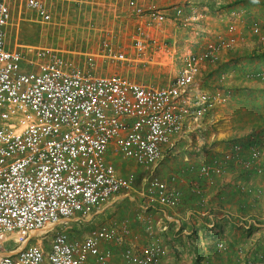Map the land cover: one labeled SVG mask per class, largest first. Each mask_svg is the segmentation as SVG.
I'll return each mask as SVG.
<instances>
[{"label":"built area","instance_id":"2783aa9c","mask_svg":"<svg viewBox=\"0 0 264 264\" xmlns=\"http://www.w3.org/2000/svg\"><path fill=\"white\" fill-rule=\"evenodd\" d=\"M22 1L49 22L43 0ZM128 7L136 21L132 53L110 47L104 55L136 66L150 61L155 51L151 28L172 15L189 20L177 4L163 8L157 0H129ZM11 22V0H0V264H110L113 259L161 264V242L142 243L128 220L94 225L96 217L120 197L134 199L131 192H137L140 177L122 173V159L144 167L139 193L149 205L174 209L182 204L178 184L186 171L162 177L156 167L213 107L208 93L196 91L197 79L207 62L216 63L237 47L235 24L216 32L199 51L183 53L175 76L154 85L103 75L91 54L75 65L53 47L11 48ZM253 31L260 34L257 23ZM250 76L264 81L263 70ZM259 144L264 147V136ZM259 144H250L249 156L239 163L261 173ZM223 157L199 164L198 175H224L233 156ZM190 184L201 193L197 183ZM151 216L142 218L150 238ZM116 247L123 249L118 253Z\"/></svg>","mask_w":264,"mask_h":264},{"label":"rangeland","instance_id":"374dc122","mask_svg":"<svg viewBox=\"0 0 264 264\" xmlns=\"http://www.w3.org/2000/svg\"><path fill=\"white\" fill-rule=\"evenodd\" d=\"M43 1L51 14L49 22H42L25 5L19 11L17 5L9 31L12 45L18 43L53 47L75 65H81L87 55L91 54L95 56L99 73H117L154 85L167 84L177 73L182 54L192 48L193 41L188 32L191 26L181 21L177 24L167 22L161 27L163 32L156 38L155 51H151L150 56L153 57L163 48L173 57V63H167L170 60L166 63L142 61L136 66L121 62L105 56L104 50L113 47V50L129 51L127 46L132 44L136 21L131 20L128 0ZM256 1L260 3L258 7L263 9L260 14L264 16V0L253 2ZM253 10L250 15L254 16ZM248 30L254 32L251 27ZM189 132L183 135L185 139L183 137L175 142L156 167L162 177H168L174 170L186 171L184 181L178 184L183 192L186 191L185 205L174 209L158 204L149 206L148 200L139 193L142 191L141 172L144 167L133 160L122 159V173L136 172L140 177L137 192H131L134 199H120L123 201L107 207L103 214L96 217L94 225L108 220L113 223L128 220L134 232L140 235L142 243L147 244L153 240L161 242L164 248L161 264H246L248 260L264 264L263 145H257L263 169L258 173L239 163L248 157L249 150L246 147L250 144L245 146L230 140L228 144L231 147L221 153L217 144L209 145L208 138L203 135L206 130L202 129V132L193 135L195 131L192 127ZM263 136L256 141H262ZM235 146L243 150L237 152ZM226 154L233 157L226 161L224 175L213 178L198 175L197 167L201 162L209 163L217 157L222 159ZM231 176L236 177L235 182L227 180ZM190 180L197 183L200 194L192 190ZM164 210L169 211L172 217L167 218ZM148 214L152 215L154 230L151 238L145 234L142 222V218ZM178 214L181 216L180 221L176 219L179 218ZM220 243L223 244L222 250H219ZM122 249L117 248L116 252Z\"/></svg>","mask_w":264,"mask_h":264},{"label":"crops","instance_id":"0c3cea01","mask_svg":"<svg viewBox=\"0 0 264 264\" xmlns=\"http://www.w3.org/2000/svg\"><path fill=\"white\" fill-rule=\"evenodd\" d=\"M144 1L148 2V0ZM253 1L255 0H157L159 6L163 8L175 4L184 8L186 16L189 17L188 21L185 19L176 20L172 15L167 17L163 24L167 22L177 24L178 21H181L182 24L191 26L188 30L189 38L193 41L190 50L199 51L209 39L213 38L216 32L224 31L225 26L229 23L235 24L237 47L225 52L216 63L207 62L197 79L196 86V91L200 90L199 92L208 93L212 97L214 105L202 118L201 125L199 123L192 125L193 131H195L193 135L202 132V129L206 130L203 135L208 138L209 145L217 144L221 153L231 147V144H228L230 140H234L232 143L239 142L247 146L255 143L262 134L264 135V81L250 76L255 70L264 71V16L260 14L263 11L262 7L261 9L258 7L260 3ZM11 4L13 22L17 5L21 11L25 3L22 0H11ZM252 10L254 16L250 15ZM249 18L252 19L249 21ZM131 20L133 22L134 18L131 17ZM12 22L8 33L12 28ZM255 23L260 27V34L250 33L248 30L251 27L253 31ZM163 24L158 29L151 28L150 34L158 39ZM9 45L11 48H15L21 44L12 45L9 39ZM127 48L129 51L125 52L132 53L131 45ZM162 49L153 57L149 53L150 61L157 60L160 63H166L170 60L167 63H173V57L171 58L167 50ZM101 74L108 75V73ZM213 140L215 141L212 142ZM120 169L124 171L123 166ZM227 180L235 182L236 177L231 176ZM185 182L187 183V181ZM184 192L181 206L186 204V191ZM120 199L123 198H118L108 207L123 201ZM168 212L164 210L166 217L171 218L172 216H169ZM177 217H179L176 218L177 221H180L181 216L178 214ZM108 222L111 221L108 220ZM132 230L134 231L133 228ZM110 264L120 263L113 259Z\"/></svg>","mask_w":264,"mask_h":264},{"label":"trees","instance_id":"16d2710c","mask_svg":"<svg viewBox=\"0 0 264 264\" xmlns=\"http://www.w3.org/2000/svg\"><path fill=\"white\" fill-rule=\"evenodd\" d=\"M260 140H261V139H260ZM259 143H260V141H259V142L256 141L255 143H251V144H259Z\"/></svg>","mask_w":264,"mask_h":264}]
</instances>
